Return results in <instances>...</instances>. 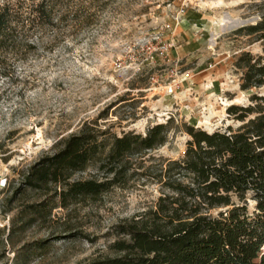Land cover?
Returning a JSON list of instances; mask_svg holds the SVG:
<instances>
[{
    "label": "rangeland",
    "instance_id": "374dc122",
    "mask_svg": "<svg viewBox=\"0 0 264 264\" xmlns=\"http://www.w3.org/2000/svg\"><path fill=\"white\" fill-rule=\"evenodd\" d=\"M263 2L65 0L55 28L38 35L39 54L0 79V264L113 256L115 228L162 193L144 172L184 155L186 126L237 127L228 108L264 94V87L241 90L237 66L244 52L264 57L262 43L237 32L260 21ZM168 45L166 57L156 55ZM93 121L108 136L145 134L156 124L171 129L165 146L131 158L124 186L98 198L62 208L54 190L23 186L21 173ZM91 178L102 179L97 163L72 181Z\"/></svg>",
    "mask_w": 264,
    "mask_h": 264
},
{
    "label": "trees",
    "instance_id": "16d2710c",
    "mask_svg": "<svg viewBox=\"0 0 264 264\" xmlns=\"http://www.w3.org/2000/svg\"><path fill=\"white\" fill-rule=\"evenodd\" d=\"M31 1L0 0V79H12L17 64L39 54L38 35L55 28L65 3ZM259 9L260 21L237 32L264 46V2ZM237 66L242 91L264 87V57L244 52ZM228 114L237 127L209 133L186 126L184 155L144 172L161 195L118 225L114 255L92 264H264V94H253L248 106H230ZM97 126L90 122L59 140L55 153L18 174L23 186L47 195L54 190L62 208L98 198L124 186L131 158L165 146L171 129L170 123L156 124L145 134L119 137ZM93 163L102 179L72 181Z\"/></svg>",
    "mask_w": 264,
    "mask_h": 264
},
{
    "label": "built area",
    "instance_id": "2783aa9c",
    "mask_svg": "<svg viewBox=\"0 0 264 264\" xmlns=\"http://www.w3.org/2000/svg\"><path fill=\"white\" fill-rule=\"evenodd\" d=\"M169 45L168 46H164L162 48H158L157 49V56L159 57H166L168 55V51H169ZM122 66V65H121ZM169 94H173L174 93V88L172 87L171 89H169Z\"/></svg>",
    "mask_w": 264,
    "mask_h": 264
}]
</instances>
